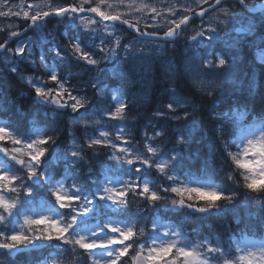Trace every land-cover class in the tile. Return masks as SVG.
I'll return each instance as SVG.
<instances>
[{"label": "snow or ice", "instance_id": "snow-or-ice-1", "mask_svg": "<svg viewBox=\"0 0 264 264\" xmlns=\"http://www.w3.org/2000/svg\"><path fill=\"white\" fill-rule=\"evenodd\" d=\"M237 2L249 13H254L258 9L262 10L258 17L245 18L248 23L246 27L237 28L238 33L250 34L254 31L256 24L264 26V4L249 7L245 0H237ZM159 3L163 5L164 0H159ZM195 3L198 7L201 4H208L209 0H195ZM221 4L222 0H215L210 7L222 13L224 17L234 15L228 9L218 8ZM16 7L18 6L9 4L8 0H0V17L22 15L24 20L30 22L28 28L33 30H41V26L53 16L61 21L66 18L67 23L75 26L77 31L82 28L89 37L88 44H82L79 36L65 33L71 56L62 55V49L55 43L51 50L61 63L74 58L77 62L83 61L86 65L95 66L97 69L103 61L117 55L118 49H122L130 57L135 52L143 53L142 48H134L130 43L121 45L120 37L116 35L118 24L126 25L141 36L150 38L159 37L163 29L164 44H174L180 32L190 23L189 13L203 18L208 11V9H202L196 12L193 7L186 4H181L178 8L176 3L158 7L156 2H149V0H115V2L114 0H75L66 5L54 4L50 0H39L35 4H27L26 10L20 6L22 10L15 11ZM118 8H124L126 11H118ZM181 11L183 14L178 15ZM145 14H150L152 20L160 17L166 21V25L149 24L145 20L146 28L156 30L141 31L139 25ZM97 17L99 19H96ZM107 22H112L111 29ZM220 24L227 25L228 20H220ZM101 26L105 33L103 36L99 32ZM28 28L23 31L26 32ZM20 34L12 31L10 36L16 37ZM229 36V31H224L219 26H209L206 30L196 31L188 39L197 42L196 46L204 42H207L209 46L213 42H223L230 48L235 47L239 42L238 39H225ZM96 40H99L98 45L95 43ZM7 43L8 41L0 43V50H5L7 53L14 51L16 56L25 58L28 47L26 42L21 41L14 50L5 49ZM160 47L163 50V45ZM32 56L33 53L30 50L27 51V57ZM210 56H215V59H210ZM194 58L201 60L202 68L218 69L227 63L223 56L215 53H206L203 57ZM30 62L37 64L35 59ZM123 63L126 64L128 61L125 60ZM37 66L45 68L49 73V81L55 84V87L50 88L36 80H28L34 88L36 97L41 101L56 105L58 108H71L73 112H78L89 102L85 97L73 94L67 86V81L58 75L55 64L45 63L43 54L40 55ZM10 70L17 72L15 66H12ZM113 74L119 78L124 73L121 69L120 73L113 70ZM168 74L174 76L171 70ZM92 86L98 90L99 95H104V88L96 83ZM109 93L113 102L109 108L114 110H101L100 116H107L110 120H125L127 104L123 99V93L118 88L109 89ZM188 103L190 102L176 96L173 89V100L166 105L169 112L174 113L170 119L187 120L193 115L187 110L183 111L182 116L177 112V108L183 109ZM156 115L166 114L158 111ZM250 116L252 123H247L246 118ZM78 122H92L99 125L100 119H97L96 114L93 113L81 117ZM227 123L232 125L233 131L225 134L221 126L217 139L223 146L227 158L230 159L231 166L234 167L231 172H226L222 179L232 181L239 186L234 173L238 174L243 180V187L257 194L254 196L246 194V202L258 205L264 212V114L254 115L247 104L238 105L231 109ZM197 126L198 122L193 119L179 135L178 143L187 142L191 138L192 130ZM125 131L126 126L121 125L115 132V140L121 141V144L115 143L112 133L106 129L99 130L98 136L87 139L88 148L103 146L113 149L108 156L109 160L115 162L113 168L117 171L123 170L124 174L130 177L127 181H122L105 176L102 181L92 175L89 169L88 179L94 186L93 190L89 191L80 182L78 174L79 165L85 159L82 155L85 149L75 140L72 141L71 147L63 152L57 150L53 154L49 148L56 143L54 136L47 133L41 135L38 131L35 134L21 136L18 129L11 123L0 124V142L6 141L12 145L8 148L0 144V153L14 161L15 165H19V168L0 165V256L12 258L20 253L30 254L32 251L43 248L42 244H37L35 241H57L59 242L56 245L58 252L60 255L67 254L68 264H264V226L261 228L258 239L250 238L247 235L248 230L245 229L242 230L239 241L229 236L227 242H213L206 237L194 242L188 234L182 232L179 226L164 227L161 231L154 222L152 225L154 231L149 233L146 239H141L145 235L144 227L137 230L132 221L112 218L123 215L124 209L128 207L126 197L129 192L134 196L144 197L152 205L163 200L173 207L191 209L192 212L205 216L213 212L223 213L229 205L234 204L238 196L236 191L227 192L225 188L218 187L211 181L210 177L216 171L213 163L217 156L215 151H210L204 167L198 174L188 171L182 178L180 172L183 171V157L175 149L170 156L161 160L157 155L158 149L151 143H147L144 147L146 153L151 155H146L138 150V146L129 145L124 137ZM185 132L187 135L184 134ZM161 135L160 131H156L154 136L147 139L153 140ZM226 135L232 138L227 139ZM233 148L235 151L231 150ZM61 161H63L64 172L57 179L55 165ZM223 163L222 157L219 171H223ZM125 165L128 167L124 168ZM135 165L139 166L133 168ZM145 166L154 167L170 182L169 186L155 185L150 188L147 179L137 182L131 178L134 173H141V169ZM69 179L73 181L70 185L67 183ZM41 193L46 198L38 202L37 197L41 196ZM48 193L51 194L50 197ZM109 201L110 205H108ZM106 205L113 210L112 213L105 211ZM37 208L38 211L35 210ZM105 216L108 218L104 219ZM90 220L95 223L90 224ZM240 222L239 218L235 219V223ZM193 233L199 235L196 229H193ZM226 243L227 246H225ZM96 250H100L99 254ZM32 264H58V261L44 256L42 259H35Z\"/></svg>", "mask_w": 264, "mask_h": 264}, {"label": "rangeland", "instance_id": "rangeland-1", "mask_svg": "<svg viewBox=\"0 0 264 264\" xmlns=\"http://www.w3.org/2000/svg\"><path fill=\"white\" fill-rule=\"evenodd\" d=\"M211 1L214 0H209V3ZM37 2H39V0H8L9 4L18 6L14 9L15 11H21L22 9L20 6H23V9L26 10L27 4H35ZM50 2L62 5L69 4L67 1L64 0H50ZM73 2H75V0H73ZM149 2H156L158 7H164L165 5L176 3L177 7L179 8V5L186 4L190 5L194 9L204 5L201 4L197 7L195 0H164L163 5L159 3V0H149ZM85 7H87V5ZM218 8L228 9L233 12L234 15L224 17L222 13L212 10L211 12L206 13L203 18L192 20L189 25L184 28V30L179 34L178 39L183 40L184 43L187 44V48L185 49L186 57L184 56L185 58L183 62L187 79L197 91L207 94L211 93L210 95L224 89L226 85L231 84L237 88L243 82L245 83L247 89L254 90L258 85L259 67L257 64L264 63V48H260L258 47V45L250 44L249 42H251L252 40L249 37L248 33H238L236 31L237 28L246 27L248 20L245 18H249V13L246 10H242L237 7L235 3L233 5L225 1L222 2V4L219 5ZM117 10L121 12L126 11L124 8H118ZM180 14H183L182 11L178 12V15ZM165 15L167 14L165 13ZM96 19L99 18L97 17ZM223 19L228 20L227 25L220 24V20ZM145 20H147L149 24L166 25V21L161 19L160 17H157L156 20H152L150 18V14H145L140 22L143 27H145ZM233 21H235V23H233ZM29 23V21H26L22 18V15L20 17H0V34L2 33L4 36L2 43L8 41V43L5 45V49L11 48L14 50L21 41L26 42V44L28 45V47L26 48V54L24 59H21L20 57L16 56L14 51L11 53H7L5 50L0 51L1 59L9 69L12 66H15L17 68V72H15V74L18 76L21 82L29 84L28 80L33 79L39 83L46 84L47 87H55V84L49 81V73L45 70V68L37 66L39 64L40 55H44L46 64L52 65L54 58H56L55 53L51 50L53 48L54 43L55 45L59 46L62 51L64 48L70 50L69 42L65 36V33L79 37L80 34L83 33L86 36H84V43L82 44H88L90 42L89 37L82 28L80 31H77L75 26H70L67 23L66 18L63 21L54 16L48 18L47 22L41 26V30H33L31 28H28ZM209 26H219L224 31H229L230 36L225 37V39L237 38L239 42L235 47L230 48L223 42H213L211 46H209L207 42H204L199 44V46H196L197 42L188 39L190 36L194 35L196 31H199L201 29L206 30L209 28ZM108 27L109 29H111L113 27L112 23L108 24ZM25 28H28L26 32L23 31ZM147 29L148 31L156 30L154 28ZM161 30L163 31V29ZM12 31H17L21 34L16 37H11L10 33ZM99 32L101 36L105 34L102 26L100 27ZM116 35L120 37L121 45L130 43L133 45L134 48H142L143 53L135 52L133 53L132 57H130L128 53H126L122 49H118L117 55L112 56L109 60L103 61L99 65L98 69L95 66L86 65L84 69L88 71V79L86 78L84 81H79L80 83L77 84V80H72L71 83L73 84H68L67 82V86L70 87L74 95L85 97L89 102L85 104L84 108L79 109L78 112H73L71 108H62L68 110L69 112L68 123L71 127L68 130L69 135L65 138V141H62L58 147L54 148L53 154H55L57 150L63 152L66 148L71 147L73 140H75L80 147L87 146V139L92 136H98L99 130L101 129L109 130L112 133L113 141L117 144H121V141L115 140V132L119 126L124 125L126 126L124 137L128 140L130 146H138V150L141 153L150 156L151 154L146 153V149L144 146L147 143H151L152 146L158 149L157 155L161 160H163L170 156L173 153L174 149L177 152V147L179 145L186 143H178V137L186 128V126L191 124L193 119L198 122V125L200 124V121L194 118L193 115L190 116L187 120L181 119L180 121H176L170 119V117L174 115V113L169 112V110L163 111L166 115L165 118L162 119L161 117L163 116L156 115L158 111H162L156 109H151L150 112L144 117V120L137 122L136 124L139 115L145 113V109H143V104L145 105V101L143 100H146L147 92L143 93V95L141 94L143 103L140 105V108H138L134 112V114H129V112L126 113L125 120H110L107 116H100L101 110H114L109 108V106L113 104L109 89L115 88L110 86L108 83L102 82V74H104L105 70L110 73L111 76L118 78L117 75L113 74V70H115L116 73H120L122 69L123 73L125 74L127 64L130 61H133L134 63H137L140 67H142V72L145 74L143 75L145 83L141 82V87L147 90L148 86L150 85V81L148 79V72L150 69L151 60H153L155 56L158 57L160 55H163L165 51H167L166 55H168V47L174 46V44L172 43L164 44L163 40L143 39L137 35L129 33V31H125L119 26L117 28ZM7 38L9 40H7ZM95 43L98 45L99 40H96ZM161 45H163V50H161ZM244 48L249 49V56L246 59L244 58V54L242 52ZM29 50L33 53L32 57H27V51ZM96 51H98V49ZM206 53H215L216 55L223 56L226 59L227 63L222 68L218 69L210 67L202 68L200 67L201 60L195 59L194 57H203ZM209 58L215 59V56H210ZM32 59H35L37 61L36 65L30 62ZM125 60H127L128 63H123V61ZM168 66L170 67V63ZM129 69H131V67ZM124 74L118 79H124ZM170 78L174 79L172 75H170ZM93 83H96L99 87L104 88L103 96L99 95L98 90L96 88H93ZM175 95L190 102L186 104L183 109L177 108V112H179L182 116L184 110H187L189 112L188 109L192 102L190 98H188L181 91L175 90ZM66 98L67 97H65V99ZM69 103H71V101H69ZM50 105L53 106V104ZM53 107L54 108L52 109H45L44 114L48 115L54 121H60L63 117L64 111L57 110L55 106ZM93 113L96 114L97 119H100L99 125L92 122H78L81 117H86ZM0 124H5V122L0 121ZM33 126V124H30V127ZM197 128L198 126L192 130L191 136L194 130H196ZM37 131L41 135L44 134H42V130L40 127L38 128L34 126L32 133L35 134ZM156 131H160L162 135L159 137H155L153 140H148L147 137L154 136ZM184 134L187 135L186 132ZM0 144H2L4 147H12V145L6 141L0 142ZM103 148L105 152V158L102 163L98 164L97 167H89V169H91V174L97 176L102 181L104 180L105 176H108L114 180L119 179L122 181H127L130 178L129 175L124 174L123 170L117 171L116 169H114L113 165L115 164V162L108 159V156L112 153L113 149L107 147ZM2 155L4 154L2 153ZM4 157L9 159V157L5 155ZM62 162L63 161H61L60 163ZM0 165L4 164L0 163ZM136 166L139 165H135L133 166V168ZM127 167V165L124 166V168ZM145 169L149 173H151L152 171H155L156 173L152 174L151 177L147 179L150 188L155 185H162V187L169 186L170 182H168L166 178L162 176L154 167L147 168V166H145L141 169V171ZM139 174L140 173H134L131 178L137 180V182H139V180H144L145 178L139 179ZM68 184L70 185L72 183ZM88 185L89 187H91L89 191L93 190L94 186L91 184V182H89ZM117 187H119V184H117ZM161 194H164L162 192V188ZM169 195L171 196V194ZM135 198L138 200L139 198H141V196L135 195ZM126 199L128 200L127 197ZM160 203L164 205V209H169L171 207V204L167 201L162 200L160 201ZM110 204L111 202L109 201L108 205ZM161 204L159 205L161 206ZM166 204L167 206H165ZM244 204L250 205L246 201H244ZM108 205L105 206V211L112 213L113 210L108 207ZM35 210L38 211L39 209L37 208ZM160 212V210L156 213L155 210L151 212L149 216V228L146 229V238L148 237L149 233H152L154 231L152 227L153 222L160 227L161 231L164 227H175L170 222V220L165 219L162 216V213ZM107 218V216L104 217V219ZM112 218L122 219L121 217L116 216H113ZM92 223H95V221L90 220V224ZM231 236L235 240L239 241L241 239L242 233H233ZM248 236L250 238H253V236L251 235ZM35 243L42 244L43 246H45L46 243L47 245H49L48 241H35ZM57 244H59V242L52 241V245L48 247L50 253L48 252L49 254H46L44 256L48 255L51 259L57 260L58 264H68L67 254L60 255L56 247ZM96 251L97 254H99L100 250Z\"/></svg>", "mask_w": 264, "mask_h": 264}, {"label": "trees", "instance_id": "trees-1", "mask_svg": "<svg viewBox=\"0 0 264 264\" xmlns=\"http://www.w3.org/2000/svg\"><path fill=\"white\" fill-rule=\"evenodd\" d=\"M64 1L73 3V0ZM229 3L234 5V1H229ZM236 3L242 10H245L238 2ZM120 27L125 29L123 26ZM140 29L142 31L147 30L143 26ZM84 36L86 35L80 34L82 43H84ZM3 38L4 36L1 33L0 43H2ZM186 48L187 44L183 40L177 39L174 46L168 47V55H166L167 51H165L163 55L155 56L151 60L148 72L150 85L147 90L141 87V82L145 83L143 76L145 74L142 72V67L133 61L127 64L122 81L111 76L105 70L104 74H102V82L108 83L115 89L118 88L123 93V99L127 104L126 113L134 114L140 108L143 101H145V105L143 104L145 113L139 115L136 124L144 120V117L151 109L161 110L162 112L168 111L166 104L173 100V89L183 92L192 102L188 109L189 112L200 121V124L194 130L191 138L185 144L177 147V152L183 157V171L180 172L181 177L184 178V173L188 171L198 174L200 169L204 167L210 151H215L217 156L213 163L216 171L210 177L211 181L216 183L218 187L222 186L225 188L227 192L236 191L238 196L234 204L229 205L223 213L213 212L205 216L196 214L191 209H180L173 206L164 210V207L160 206L159 202L152 205L144 197L137 200L133 193L129 192L127 195L128 207L124 209L122 217L132 221L136 225L137 230L140 227L145 228V235L141 239H146L149 216L154 210L163 211L162 214L172 220L174 225L179 226L182 232L188 234L193 241L206 237L213 242H227L229 236L233 233L239 234L245 229L248 230V235L259 238L261 228L264 226V212L256 204H244L246 194L249 196L257 194L245 189L242 178L236 173L234 175H236V179L239 181V186L232 181L222 179L226 172L233 170L234 166H231V161L227 158L223 146L217 139V134L221 126H223L225 134L233 131L232 125L227 123V119L231 114V109L238 105L243 106L247 104L248 108L253 110L254 115L259 116L264 114V63L257 64L259 67L258 85L254 90L247 89L243 82L237 88L231 84L226 85L224 89L210 95L197 91L189 83L183 64L186 57ZM242 52L246 59L249 56V49L244 48ZM62 55L71 56V50L62 51ZM169 63L170 67L168 66ZM52 64H55L61 79H65L68 83H71L72 80L79 81L87 78L88 71L84 69L86 64L83 61L77 62L72 58L70 61L61 63L57 58H54ZM130 67L131 69H129ZM169 70L174 72V79L170 78L168 74ZM145 92H147V97L146 100L142 101L141 94L143 95ZM49 108H51V105L44 103L36 97L34 88L27 83L21 82L18 76L0 58V121L11 123L13 127L18 129L21 136H27L29 133H32L30 124L41 127L43 133L54 136L56 140V143L52 144L49 148V151L52 152L68 136L69 123L66 113H63L60 121H54L48 115H45L44 110ZM161 118L164 119L165 115ZM246 122L252 123L251 116L246 118ZM225 138L231 139L232 137L226 135ZM82 148L85 149L82 153L85 159L79 165L78 174L80 182L87 190H90L88 185L89 171L87 169L89 166L97 167L98 164L103 162L105 152L101 146L93 148L82 146ZM231 150L235 151V148ZM222 157L224 159L223 171H219ZM0 162L4 165L18 168L8 158H5L2 153H0ZM55 167L57 179H59L64 172L63 163L57 164ZM152 174H156L155 171L149 173L146 170H142L139 174V179H148ZM70 180L68 181L70 182ZM50 196L51 194L48 193V197ZM39 198L46 197H43V193H41V196L37 197V201ZM52 199L54 201V198ZM236 218L240 219L241 222L239 224L235 223ZM193 229H196L199 235L194 234ZM51 245L52 242H49V245L46 243L42 249L32 251L30 254L20 253L12 258L0 256V264H32L35 259H42L44 255L49 254L50 250H48V247ZM225 246H227V243Z\"/></svg>", "mask_w": 264, "mask_h": 264}, {"label": "flooded vegetation", "instance_id": "flooded-vegetation-1", "mask_svg": "<svg viewBox=\"0 0 264 264\" xmlns=\"http://www.w3.org/2000/svg\"><path fill=\"white\" fill-rule=\"evenodd\" d=\"M245 1H246L247 5H249L250 7H254V6L264 4V0H245ZM261 12H262V10H260V9H258L254 13H249V11H248L249 17H258L259 15H261ZM248 35L252 40L251 42H249L250 44L258 45V47L264 48V40H262V38H264V26H262L260 24H256L254 31L250 34L248 33Z\"/></svg>", "mask_w": 264, "mask_h": 264}, {"label": "water", "instance_id": "water-1", "mask_svg": "<svg viewBox=\"0 0 264 264\" xmlns=\"http://www.w3.org/2000/svg\"><path fill=\"white\" fill-rule=\"evenodd\" d=\"M202 9H208V10H210V9H212V8L210 7V5H208V6L204 7V8H201V9L196 10V12H199V11H201ZM190 16H191V19H192L195 15L190 14ZM129 29H130V28H129ZM131 30L134 31L133 29H131ZM134 32H136V31H134ZM136 33H138V32H136ZM143 37H145V38H150V37H147V36H143ZM152 38L163 39V34H160L159 37H152Z\"/></svg>", "mask_w": 264, "mask_h": 264}, {"label": "bare ground", "instance_id": "bare-ground-1", "mask_svg": "<svg viewBox=\"0 0 264 264\" xmlns=\"http://www.w3.org/2000/svg\"><path fill=\"white\" fill-rule=\"evenodd\" d=\"M182 66V65H181ZM169 79V78H168ZM126 80V79H125ZM122 81V80H121ZM250 81V80H249ZM122 84V83H121ZM81 86V85H80Z\"/></svg>", "mask_w": 264, "mask_h": 264}]
</instances>
